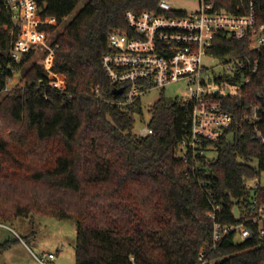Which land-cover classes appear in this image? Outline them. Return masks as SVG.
Returning <instances> with one entry per match:
<instances>
[{"label":"trees","instance_id":"1","mask_svg":"<svg viewBox=\"0 0 264 264\" xmlns=\"http://www.w3.org/2000/svg\"><path fill=\"white\" fill-rule=\"evenodd\" d=\"M37 1L42 17L58 19L49 30L64 25L49 60L62 89L51 86L44 55L29 66V53L20 64L12 61L17 34L5 28L10 14L0 13V94L23 70L22 86L0 100V220L32 214L75 220L76 264H264L257 240L230 235L214 247L208 215L220 206V223L245 219V184L256 175L248 158L262 149L243 136H224L215 159H185L187 109L161 95L150 109L152 133L140 135L134 131L140 101L117 104L122 97L102 67L109 33L126 26V12L158 10L160 0H86L67 23L82 0ZM205 1L239 15L253 3L264 22V0ZM247 44L220 35L210 54L248 53ZM250 55L259 68L228 103L234 113L264 95V47ZM10 243L0 242V252Z\"/></svg>","mask_w":264,"mask_h":264},{"label":"built area","instance_id":"2","mask_svg":"<svg viewBox=\"0 0 264 264\" xmlns=\"http://www.w3.org/2000/svg\"><path fill=\"white\" fill-rule=\"evenodd\" d=\"M199 3L197 9L188 11L173 7L170 0H160L158 10L127 11L126 26L109 33L108 51L102 55L101 64L113 88H123L119 94L122 98L116 101L123 107L141 103L151 90L163 91L168 84L187 82V94L177 95V102L188 113L190 133L182 141L185 159L189 154L206 162L215 159L217 144L224 136H243L262 149V155L248 158L256 175L245 184L250 193L245 219L231 225L220 223L216 220L220 206L208 215L214 220V247L230 235L236 241L254 239L264 245V95L258 93L256 101L243 103L236 113L228 105L251 84L258 71V60L250 53L264 47V22L257 21L253 3L243 15L216 10L214 3L205 0ZM41 11L37 0H0V13L10 14L5 28L9 34H17L10 51L12 61L20 64L28 53L44 55L45 68L54 77L51 86L62 89L59 75L49 68L59 46L56 31L62 23L49 30L58 19L42 17ZM220 35L246 41L249 52L224 58L210 54ZM219 64L224 70L216 74ZM151 133L148 127L138 134ZM35 257L40 264H51L57 253ZM199 259L203 260L202 252Z\"/></svg>","mask_w":264,"mask_h":264},{"label":"rangeland","instance_id":"3","mask_svg":"<svg viewBox=\"0 0 264 264\" xmlns=\"http://www.w3.org/2000/svg\"><path fill=\"white\" fill-rule=\"evenodd\" d=\"M85 2L86 0H82L79 3L74 11L65 18V23L70 21ZM170 4L179 9L191 11L197 9L200 3L199 0H170ZM41 57V54L32 56L26 65L29 66ZM223 70V66L219 64L215 67L214 72L217 74ZM22 73L23 70L17 71L13 77L8 79V90H4L0 94V100L5 93L22 86ZM179 92L183 93V95L187 94L186 81L174 82L168 84L163 91L154 89L144 95L141 100L143 115L135 116L134 131L143 133L148 128L151 118L150 109L161 95H164L169 102L173 103L177 101ZM0 223L4 224L0 226V242L11 240L10 245L0 252V264H40L35 255L41 256L44 252L57 253L56 260L51 262V264H76L77 225L75 220L32 214L28 217H15L7 222L0 220ZM237 241L240 240L237 238Z\"/></svg>","mask_w":264,"mask_h":264},{"label":"water","instance_id":"4","mask_svg":"<svg viewBox=\"0 0 264 264\" xmlns=\"http://www.w3.org/2000/svg\"><path fill=\"white\" fill-rule=\"evenodd\" d=\"M113 92H114L115 95H119V94H121L123 92V88H117V89L113 88Z\"/></svg>","mask_w":264,"mask_h":264}]
</instances>
